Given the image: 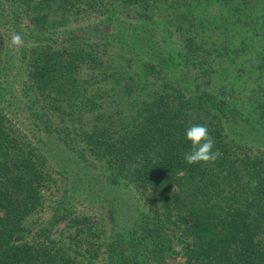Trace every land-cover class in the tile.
Returning a JSON list of instances; mask_svg holds the SVG:
<instances>
[{"label": "trees", "instance_id": "16d2710c", "mask_svg": "<svg viewBox=\"0 0 264 264\" xmlns=\"http://www.w3.org/2000/svg\"><path fill=\"white\" fill-rule=\"evenodd\" d=\"M125 198L122 230L76 210ZM100 257L264 264V0H0V264Z\"/></svg>", "mask_w": 264, "mask_h": 264}, {"label": "rangeland", "instance_id": "374dc122", "mask_svg": "<svg viewBox=\"0 0 264 264\" xmlns=\"http://www.w3.org/2000/svg\"><path fill=\"white\" fill-rule=\"evenodd\" d=\"M211 9H215L214 11L218 9L220 10V4L214 2ZM61 191L56 188L44 191L45 208L38 215V223L33 230L34 234L30 236V239H37V235H35L36 230L38 231L42 224H49L51 222L49 219L53 216L52 206L59 201L62 193ZM132 203H134V201L130 198L123 199L121 203H119V201H114V206L110 205L105 200H103V203H100V201H84L82 203L77 202L78 207H76V210L98 219L107 230L111 231L115 228L122 230L125 227H129L136 216L137 208ZM65 224L64 221H59L57 227L53 228V230L60 232V229L65 228ZM56 235L55 232L53 236ZM42 238L44 239V237ZM66 239L67 241L69 240L67 238V233L64 234L63 241H66ZM103 258L100 257L95 264H105V261L102 260Z\"/></svg>", "mask_w": 264, "mask_h": 264}, {"label": "clouds", "instance_id": "9594fccd", "mask_svg": "<svg viewBox=\"0 0 264 264\" xmlns=\"http://www.w3.org/2000/svg\"><path fill=\"white\" fill-rule=\"evenodd\" d=\"M23 45V36L20 33H14L11 36V46L18 48ZM185 134L186 139L191 142L190 150L183 153L187 164L212 163L219 158V151H213L215 141L205 125L193 124L186 129Z\"/></svg>", "mask_w": 264, "mask_h": 264}]
</instances>
